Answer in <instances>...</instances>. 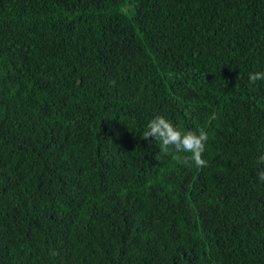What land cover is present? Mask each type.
<instances>
[{"label": "trees", "instance_id": "1", "mask_svg": "<svg viewBox=\"0 0 264 264\" xmlns=\"http://www.w3.org/2000/svg\"><path fill=\"white\" fill-rule=\"evenodd\" d=\"M260 71L264 0H0V264H264Z\"/></svg>", "mask_w": 264, "mask_h": 264}, {"label": "clouds", "instance_id": "2", "mask_svg": "<svg viewBox=\"0 0 264 264\" xmlns=\"http://www.w3.org/2000/svg\"><path fill=\"white\" fill-rule=\"evenodd\" d=\"M260 80H264V71L250 73L248 76L249 84H255ZM149 138L158 142L161 153H175L172 158L177 163L185 167H207V162L202 158V154L209 137L203 129H200L198 134L193 131L182 132L163 116H156L147 123L142 133L143 140ZM257 163L264 166V155L258 158ZM257 178L264 182V167H261L257 172ZM57 254L55 251L50 252L52 256Z\"/></svg>", "mask_w": 264, "mask_h": 264}, {"label": "rangeland", "instance_id": "3", "mask_svg": "<svg viewBox=\"0 0 264 264\" xmlns=\"http://www.w3.org/2000/svg\"><path fill=\"white\" fill-rule=\"evenodd\" d=\"M206 209L202 206L196 207V229L201 231L205 226V219H206Z\"/></svg>", "mask_w": 264, "mask_h": 264}]
</instances>
